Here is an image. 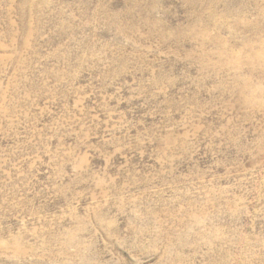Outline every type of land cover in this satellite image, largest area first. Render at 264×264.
Masks as SVG:
<instances>
[{
  "label": "rangeland",
  "instance_id": "1",
  "mask_svg": "<svg viewBox=\"0 0 264 264\" xmlns=\"http://www.w3.org/2000/svg\"><path fill=\"white\" fill-rule=\"evenodd\" d=\"M0 264H264V0H0Z\"/></svg>",
  "mask_w": 264,
  "mask_h": 264
}]
</instances>
